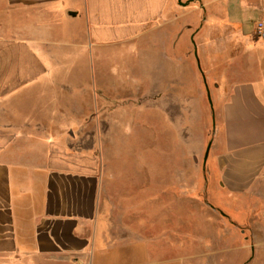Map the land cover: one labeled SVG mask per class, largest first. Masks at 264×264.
Segmentation results:
<instances>
[{
    "label": "crops",
    "instance_id": "obj_1",
    "mask_svg": "<svg viewBox=\"0 0 264 264\" xmlns=\"http://www.w3.org/2000/svg\"><path fill=\"white\" fill-rule=\"evenodd\" d=\"M262 16L264 0H0L3 264H264ZM121 47L160 63L176 109L206 110L199 77L214 86L204 182L179 184L208 212L154 236L65 144L79 62L121 61Z\"/></svg>",
    "mask_w": 264,
    "mask_h": 264
},
{
    "label": "rangeland",
    "instance_id": "obj_2",
    "mask_svg": "<svg viewBox=\"0 0 264 264\" xmlns=\"http://www.w3.org/2000/svg\"><path fill=\"white\" fill-rule=\"evenodd\" d=\"M142 51L143 47L136 53L121 47V61L110 55L101 62H79L80 74L71 79L79 87L71 94L74 125L65 144L75 159L104 168L109 193L128 201L121 213L150 217L154 236L186 227V216L208 212L202 203L182 200L179 184L204 182V154L216 111L206 92L214 86L201 76L206 110H180L173 103L160 102V63L150 62ZM193 87L188 92L197 89ZM165 90L164 96H173L170 85L167 95ZM76 104L82 109L74 110Z\"/></svg>",
    "mask_w": 264,
    "mask_h": 264
},
{
    "label": "built area",
    "instance_id": "obj_3",
    "mask_svg": "<svg viewBox=\"0 0 264 264\" xmlns=\"http://www.w3.org/2000/svg\"><path fill=\"white\" fill-rule=\"evenodd\" d=\"M256 34L260 38H264V16L260 17L256 21Z\"/></svg>",
    "mask_w": 264,
    "mask_h": 264
},
{
    "label": "water",
    "instance_id": "obj_4",
    "mask_svg": "<svg viewBox=\"0 0 264 264\" xmlns=\"http://www.w3.org/2000/svg\"><path fill=\"white\" fill-rule=\"evenodd\" d=\"M208 95H209V99H210V101H211V103H212V100H211V96H210V92H209V90H208ZM210 146H211V144L209 143V144H208V147H207V149H206V153H205V161H206L207 158H208L209 151H210Z\"/></svg>",
    "mask_w": 264,
    "mask_h": 264
}]
</instances>
